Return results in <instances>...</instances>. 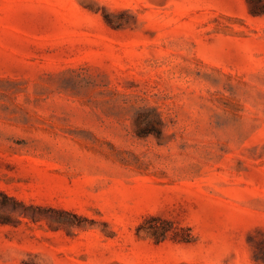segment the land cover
<instances>
[{
  "label": "rangeland",
  "instance_id": "1",
  "mask_svg": "<svg viewBox=\"0 0 264 264\" xmlns=\"http://www.w3.org/2000/svg\"><path fill=\"white\" fill-rule=\"evenodd\" d=\"M0 264H264V0H0Z\"/></svg>",
  "mask_w": 264,
  "mask_h": 264
},
{
  "label": "trees",
  "instance_id": "2",
  "mask_svg": "<svg viewBox=\"0 0 264 264\" xmlns=\"http://www.w3.org/2000/svg\"><path fill=\"white\" fill-rule=\"evenodd\" d=\"M1 194H2V196H3V198H4L5 200H12V201L16 202L15 199H13V198L7 196L6 194H4V193H1ZM151 230H152V231H150V234L153 235V236H155V237H157V234H158L157 232H163V230L158 231L157 228H155V229H154V228H153V229L151 228ZM164 231H165V230H164Z\"/></svg>",
  "mask_w": 264,
  "mask_h": 264
}]
</instances>
